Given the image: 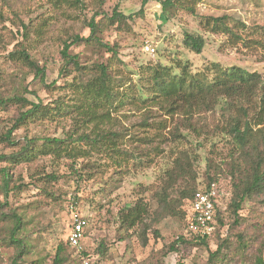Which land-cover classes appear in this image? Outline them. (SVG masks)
<instances>
[{
	"label": "rangeland",
	"instance_id": "rangeland-1",
	"mask_svg": "<svg viewBox=\"0 0 264 264\" xmlns=\"http://www.w3.org/2000/svg\"><path fill=\"white\" fill-rule=\"evenodd\" d=\"M81 2V9L72 10L64 5L59 12L49 0H0V102L22 96L31 103L51 107L58 95L65 94L68 98L70 92L62 90V87L72 77L64 79L59 74L63 63L59 54L61 41L72 33L87 37L89 30L85 25L89 18L100 9L110 15L116 5L118 11L132 16L128 22L130 31L121 32L109 27L98 37L102 43L117 45L122 64L116 65L128 81L138 83L141 67L161 64L178 73L177 67L187 64L196 73L212 62H218L223 66H238L247 72L258 73L264 89V37L249 34L255 27L264 26V0H175L167 21L162 24L158 23L161 7L157 0H108L103 5L98 0ZM210 17H226L230 26L243 23L247 27L243 31L245 37L252 42L230 46L225 34H211L205 30L204 22ZM45 18L51 20L44 40L33 46V25ZM23 25L27 29V38L23 35ZM187 32L203 37L205 47L200 55L183 45ZM18 45L26 47L45 68L46 83H55L52 88H45L26 68H20V62L14 63L9 59L8 54L19 48ZM145 46L153 49L154 53L146 51ZM68 53L78 55L79 62L87 66L93 62L106 63L111 56L104 50L87 45H74ZM139 108L124 106L114 114V120L116 129L124 135L122 143L128 151L161 149L160 152L149 151L150 162L134 158L122 170L115 172L114 168L107 166L110 164L102 155L94 156L76 165L75 169L83 177L79 180L68 161H54L41 156L35 161L21 159L12 164L9 171L12 176L10 187L13 183L19 189L7 197L2 190L0 174V264H12L18 251L17 246L8 244V234L15 222L12 215L21 218L18 237L26 246L23 257L15 264H53L58 247L62 249L60 257L67 258L63 264H84L85 261L88 264H207L209 254L216 250L219 238L228 235L233 222L232 215L226 211L230 179L215 174L213 169L206 173L208 159L222 164L221 169L227 171L223 164L227 163L231 149L230 139L218 131L226 114L220 106L212 110L200 109L187 118L181 113L170 116L155 108ZM26 109L11 101L6 105L0 104V155L18 152L33 137L62 139L72 130L68 118L46 116L41 122H28L26 128L14 130L10 138L15 143L13 146L2 143L1 138L11 128L12 121ZM145 119L154 124L153 128L146 130L140 127ZM159 122L165 124L164 129H157ZM189 124L198 129L199 136L187 129ZM146 136L155 138L152 143L144 144L139 139ZM181 151L196 156V178L191 181L193 187L197 189L207 184V175H217L218 184L225 194L219 203L225 225L219 227L216 222L206 247L186 244L178 246L176 252H168L169 245L186 234L184 222L164 212L155 218L146 233L148 241L143 246L138 236L127 237L117 221V214L139 198L147 201L155 211V193L159 192L160 178ZM6 166L7 162H0V169ZM45 175H54L56 181L47 183L49 180ZM42 189H47L53 198L44 196ZM176 196L173 193L172 197ZM71 205L88 222L79 251L66 242ZM185 205L186 200H183L184 211ZM2 215H5L4 219ZM239 215L245 219L243 227L252 223L259 226V236L250 250L253 256L264 258V207L246 202ZM153 231H157V237ZM99 243L107 245L104 257L96 252ZM236 264L252 263L245 259Z\"/></svg>",
	"mask_w": 264,
	"mask_h": 264
},
{
	"label": "trees",
	"instance_id": "trees-1",
	"mask_svg": "<svg viewBox=\"0 0 264 264\" xmlns=\"http://www.w3.org/2000/svg\"><path fill=\"white\" fill-rule=\"evenodd\" d=\"M108 0H98L103 5ZM53 8L61 12L64 5L72 10L81 9V0H49ZM161 7L158 23H165L171 7L175 0H157ZM193 12V10H192ZM50 18L43 19L40 23L33 25V46L44 40L45 30ZM132 16L118 11L117 5L110 15L101 9L94 13L86 22L89 30L87 37L78 34H70L61 41L62 49L60 57L62 65L59 70L60 77L66 81L62 90L70 92L66 95H58L51 107H45L40 103H31L22 96L6 99L0 104L13 102L14 105L27 108L23 113L12 121L11 128L7 130L1 142L9 146L15 143L11 141L14 130L26 128L28 122H41L46 116L68 118L71 131L64 138L33 137L16 153L0 155V162H7V166L0 169L2 176V190L4 196L13 193L19 187L12 183L9 171L12 164L23 159L35 161L37 157H50L54 161H68L71 170L74 171L79 180L83 177L75 169L81 160H89L91 157L102 155L112 168L119 172L126 167L132 159L149 161L152 151L160 152L159 147H154L147 152L128 151L123 145L124 138L120 129H116L114 114L124 106L155 108L170 116L178 113L187 118L198 113L200 109L212 110L220 106L223 114H226L219 127V132L230 139L231 149L227 157L225 170L222 164H216L211 159L207 160L206 173L212 169L217 175H223L230 179V199L226 211L232 215L233 222L228 229V235L220 239L216 250L209 254L207 264H236L248 259L252 264H264V258L253 256L250 248L256 244L259 236V226L252 223L243 227L245 219L239 212L244 203H252L264 207V89L262 80L258 73L247 72L238 66H223L218 62H212L200 72H192L187 64L177 67L175 73L171 67L156 64L154 67H141L138 83L128 81L123 77V71L116 65L122 64L118 57L117 45L102 43L98 34L103 30L113 27L116 31H130L129 21ZM238 25V26H237ZM230 26L226 23V17H210L204 22L205 30L211 34H225L227 44L235 46L238 43L252 42L246 39L244 32L247 27L243 23ZM24 36L27 38V29ZM241 30V31H240ZM250 35L264 37V26L255 27ZM74 45H87L91 48L104 50L111 54L106 63L93 62L90 66L79 62L78 55H72L69 49ZM183 45L196 55H200L205 47L204 39L199 34L185 33ZM13 49L8 57L12 62H20V68H26L38 79L45 88H52L55 83H46L45 68L31 56L26 47ZM26 92V89H24ZM146 96V97H145ZM150 118H152L150 116ZM154 118V117H153ZM152 118V119H153ZM147 119L143 120L140 127L144 129L153 128ZM165 124L159 122L157 129H164ZM194 134L199 136L198 129L191 124L187 126ZM159 138V135H156ZM155 136L139 139L144 144L153 142ZM150 162V161H149ZM196 156L188 151L179 152L172 161L171 167L164 172L160 178L159 192L155 193L157 208L151 210L150 204L139 198L131 206H125L117 214V221L124 229L127 237L138 236L141 244L146 245L148 239L146 233L151 229L156 217L166 212L171 217H178L184 223L186 213L182 209V201L190 200L196 188L191 181L196 178L194 164ZM207 175V184L218 179ZM47 183L56 181L54 175H45ZM178 185V186H177ZM44 196H51L47 189H42ZM176 193V198H173ZM172 194V195H171ZM53 198V196H51ZM216 212V222L219 227L225 225L223 213ZM3 219L5 215L1 216ZM14 226L8 234V244L17 246L18 251L13 263L21 259L25 253L26 246L18 237L21 218L12 215ZM157 237V231H153ZM209 237H179L171 245L168 252H176L178 246L192 245L207 246ZM122 238H119L121 240ZM61 247H58L53 264H63L66 257H60ZM96 252L100 256L107 253V245L99 243ZM83 255H86L83 253ZM251 256V257H250Z\"/></svg>",
	"mask_w": 264,
	"mask_h": 264
},
{
	"label": "built area",
	"instance_id": "built-area-1",
	"mask_svg": "<svg viewBox=\"0 0 264 264\" xmlns=\"http://www.w3.org/2000/svg\"><path fill=\"white\" fill-rule=\"evenodd\" d=\"M145 50L154 53V50L149 46H145ZM224 195V191L215 181L196 189L194 196L186 201L185 205V237L190 238L192 235L201 238L210 237L214 233L216 212ZM75 210L76 208L71 205V222L66 242L70 247L79 251L88 222ZM84 264H88V262L85 261Z\"/></svg>",
	"mask_w": 264,
	"mask_h": 264
}]
</instances>
